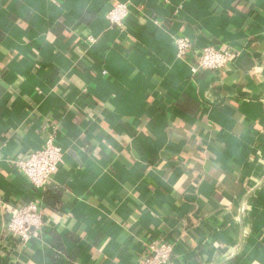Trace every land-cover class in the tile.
<instances>
[{
  "label": "crops",
  "instance_id": "0c3cea01",
  "mask_svg": "<svg viewBox=\"0 0 264 264\" xmlns=\"http://www.w3.org/2000/svg\"><path fill=\"white\" fill-rule=\"evenodd\" d=\"M179 36L239 54L194 75ZM51 126L62 216L13 256L0 233V264H139L156 239L170 264H264V0H0V215L42 201L14 162Z\"/></svg>",
  "mask_w": 264,
  "mask_h": 264
},
{
  "label": "built area",
  "instance_id": "2783aa9c",
  "mask_svg": "<svg viewBox=\"0 0 264 264\" xmlns=\"http://www.w3.org/2000/svg\"><path fill=\"white\" fill-rule=\"evenodd\" d=\"M106 15L112 26L122 27L130 16V7L128 4H117ZM88 42L95 44L97 39L90 36ZM175 46L177 56L189 59L191 62L194 75L201 72L223 70L239 54L238 50L233 48L216 49L211 46L196 48L194 41L187 36L177 37ZM44 140L41 150L14 162L18 171L26 176L30 185L37 192L45 191L61 165L64 164V151L58 143L55 126L48 128ZM46 217L47 214L40 201L28 203L15 201L12 204H6L2 215H0V221H5L4 230L0 233H4L6 236L3 238L5 244L2 247L7 252H12L15 250L13 241L27 244L44 229ZM173 253V244L156 239L145 244V255L139 264H170ZM11 256H13V252Z\"/></svg>",
  "mask_w": 264,
  "mask_h": 264
},
{
  "label": "trees",
  "instance_id": "16d2710c",
  "mask_svg": "<svg viewBox=\"0 0 264 264\" xmlns=\"http://www.w3.org/2000/svg\"><path fill=\"white\" fill-rule=\"evenodd\" d=\"M241 6V4H240ZM239 15H241V18L245 19V20H249L253 17H255L257 15V11L254 9L249 8L248 6H245L241 9H239ZM63 190L58 188L56 185L54 184H49L45 191H44V195H43V199L42 201H40L45 209V212L48 215H51L53 218H58L62 216V206H63V202H62V197H63ZM52 238L53 241L55 242V244L58 245L59 250H62V241H61V237L58 233L56 232H52Z\"/></svg>",
  "mask_w": 264,
  "mask_h": 264
},
{
  "label": "water",
  "instance_id": "95a60500",
  "mask_svg": "<svg viewBox=\"0 0 264 264\" xmlns=\"http://www.w3.org/2000/svg\"><path fill=\"white\" fill-rule=\"evenodd\" d=\"M242 212H243V210H242Z\"/></svg>",
  "mask_w": 264,
  "mask_h": 264
}]
</instances>
